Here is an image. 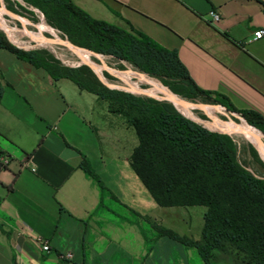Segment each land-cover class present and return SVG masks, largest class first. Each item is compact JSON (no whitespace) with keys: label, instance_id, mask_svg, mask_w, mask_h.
Returning <instances> with one entry per match:
<instances>
[{"label":"crops","instance_id":"obj_1","mask_svg":"<svg viewBox=\"0 0 264 264\" xmlns=\"http://www.w3.org/2000/svg\"><path fill=\"white\" fill-rule=\"evenodd\" d=\"M71 1L175 51L197 88L264 118V38L250 41L264 0ZM68 83L0 49V264H188L157 229L198 240L202 224L192 238L185 208L154 202L130 166L134 130Z\"/></svg>","mask_w":264,"mask_h":264},{"label":"trees","instance_id":"obj_2","mask_svg":"<svg viewBox=\"0 0 264 264\" xmlns=\"http://www.w3.org/2000/svg\"><path fill=\"white\" fill-rule=\"evenodd\" d=\"M48 4L51 14L41 7L48 24L68 34L72 44L119 61L137 59L136 66L173 93L237 113L258 130L243 123L258 142L260 132L264 135L263 117L251 111L237 112L223 96L197 88L175 51L131 30L95 20L71 0H48ZM0 49L43 68L35 59L36 52L17 48L1 31ZM43 69L54 80H67L79 91L104 101L109 113L122 116L134 130L137 146L130 155V166L158 206L205 208L198 240L157 229L160 235L195 250L203 264H214L218 255L232 256L233 264H264V176L241 164L232 138L202 128L166 102L111 91L99 83L92 87L76 71ZM252 160L264 168L255 154ZM81 168L103 189L85 162Z\"/></svg>","mask_w":264,"mask_h":264},{"label":"rangeland","instance_id":"obj_3","mask_svg":"<svg viewBox=\"0 0 264 264\" xmlns=\"http://www.w3.org/2000/svg\"><path fill=\"white\" fill-rule=\"evenodd\" d=\"M30 1L31 4L23 0H0V31L6 36L9 42L17 48L27 52H36L37 55L35 56V59L40 66L46 69L54 70L55 73L57 72V70L62 69L76 71L79 72V74H82L84 78V83H89L90 85H92V87L95 86L96 83H99L100 85L104 86L105 88L111 91L114 90L116 92L129 94L133 97L151 98L172 105L167 100H164L167 98L161 96L158 93V88L160 86L152 83V81L148 82L151 77H149L145 72H143L138 66L134 64L137 59L133 60L132 58L130 59V61H119L109 55L95 53L93 51L72 44L70 42L68 34H66L64 31H61L57 27L48 24L46 16L41 9V7L47 8L48 12L51 14L53 10H50V8L48 9V0ZM51 16H53V14ZM53 18H55V16H53ZM3 24H6L5 26H7L10 30L12 29L11 36L4 31ZM45 26L50 27L53 30V33H50L45 28ZM121 29L129 32V30L125 26ZM37 39H44L45 41L40 42L37 41ZM57 40H60L61 42H64L66 44H71L74 47L82 50L83 52L90 54L89 60L92 64H94L95 67L99 68V72H97L94 67H90L88 64H84L83 62H81L77 55V51H69L66 46L62 44H55ZM120 74L127 75L128 79L122 78ZM139 75L144 77V79H140L138 77ZM99 78L105 80L108 85H111V87L108 88L107 86H105L102 82V79L100 80ZM154 80L158 81L157 79ZM167 90L166 91L169 94L175 95L179 100L188 102L193 105H204V107L201 109L197 107L191 108V112L202 123L195 122L194 120L185 117L177 110L174 104L172 106L184 118L191 120L202 128L210 132L226 134L230 138H232V140L237 146L238 158L241 164L244 165L253 174L260 177L264 176V168L260 165V163H257L252 160V154H255L258 161H260L264 165V160L260 155V151L256 148L254 142L245 139L240 134H236L233 132H220L218 130L204 126V124H234L244 126L239 116L232 115L219 105L204 103L200 101V99L188 100L173 93L169 88H167ZM98 100L99 101L97 102L105 104L104 101L100 99ZM205 108L210 109L209 113H206L204 110H202ZM113 115L121 118V120L126 124L122 116H120L119 114ZM260 134L262 138L259 139V143L264 146V135L261 132ZM185 211L190 217L191 229L193 230L190 233V236L192 238L197 239L199 237L198 227H200L198 225L202 224L201 217L202 213L205 211V208L199 206L186 207ZM175 246L176 245H174V248ZM184 250L187 252V254H189L187 255L188 264H203L202 261L199 259L198 255L196 254L195 250L190 248H184ZM174 260L178 261V263L180 264L182 261L181 254H179V256L175 254ZM214 264H233L232 256L229 257L218 255L217 257H215Z\"/></svg>","mask_w":264,"mask_h":264},{"label":"bare ground","instance_id":"obj_4","mask_svg":"<svg viewBox=\"0 0 264 264\" xmlns=\"http://www.w3.org/2000/svg\"><path fill=\"white\" fill-rule=\"evenodd\" d=\"M4 25V24H3ZM6 25V24H5ZM4 25V31L11 36V32H12V29L10 30L7 26ZM45 28L50 32V33H53V30L48 27V26H45ZM18 39V38H17ZM37 41H40V42H43L45 41L44 39H37ZM55 44H62L64 46L67 47V49L69 51H77V55L79 57V59L81 60V62L85 63V64H88L90 67H94V69L99 72V68L95 67L94 64H92L89 60V55L90 54H87L85 52H83L82 50L74 47L73 45L71 44H66L64 42H61L60 40H57L55 42ZM51 45V44H50ZM49 45V46H50ZM93 69V68H92ZM120 76L124 79H128L127 78V75H121ZM140 79H144V77H142L141 75L138 76ZM102 79V78H101ZM102 81L106 84H108L105 80L102 79ZM148 82H150L148 80ZM158 93L167 98L166 100L169 101L170 103L174 104V106L177 108V110L182 114L184 115L185 117L191 119V120H194L195 122H198V123H202L200 120H198V118L191 112V108H188L186 106H183V105H180L178 102H179V99L175 96V95H171L169 94L166 89H163V88H158ZM196 108V107H194ZM204 110L206 113H209V110L208 108H205V109H202ZM220 111V109H219ZM241 122H243L244 124H246L244 121L241 120ZM204 124V123H203ZM202 124V125H203ZM247 125V124H246ZM204 126L208 127V128H211V129H215V130H218L220 132H225V133H230V132H233V133H236V134H240L241 136H243L245 139L249 140V141H252L254 142L256 148L260 151V155L262 156L263 160H264V146L261 145L254 137L253 133L251 132V130L247 127V126H241V125H234V124H231V125H225V124H204ZM252 128V127H250Z\"/></svg>","mask_w":264,"mask_h":264},{"label":"built area","instance_id":"obj_5","mask_svg":"<svg viewBox=\"0 0 264 264\" xmlns=\"http://www.w3.org/2000/svg\"><path fill=\"white\" fill-rule=\"evenodd\" d=\"M219 20H220V14H219L218 11H216V10H211V11L208 13V23H209L210 25H214V24H216ZM261 38H264V29H259V30L255 31V32H253L250 41H256V40H259V39H261ZM149 81H152V83H154V84H156V85H158V86H160V87H163L164 89L167 90L166 87H164L160 82L155 81L153 78H150ZM167 91H168V90H167ZM168 92H169V91H168ZM219 108H221V107H219ZM2 163H3V164H6V163H7V160H2ZM38 241H39L38 243H39L40 246H41V250H42L43 252H46V253L49 252V248H48L47 242H46V241H43V240H38ZM65 257H66L67 259L70 258V254H66Z\"/></svg>","mask_w":264,"mask_h":264},{"label":"water","instance_id":"obj_6","mask_svg":"<svg viewBox=\"0 0 264 264\" xmlns=\"http://www.w3.org/2000/svg\"><path fill=\"white\" fill-rule=\"evenodd\" d=\"M85 64V63H84ZM100 80H101V78H99ZM103 82V81H102ZM103 84L105 85V86H107L108 88L109 87H111V85H108V84H106V83H104L103 82ZM164 100H166V99H164ZM169 102V101H168ZM180 105H183V106H186V107H188V108H194V107H197V108H203L204 107V105H202V104H190V103H188V102H185V101H182V100H179V102H178ZM172 104V103H171ZM173 105V104H172ZM233 115V114H232ZM241 118V117H240ZM240 120H242V121H244V119H240ZM245 122V121H244ZM246 123V122H245ZM247 124V123H246ZM248 125V124H247ZM249 126V125H248ZM249 127H251V126H249Z\"/></svg>","mask_w":264,"mask_h":264}]
</instances>
